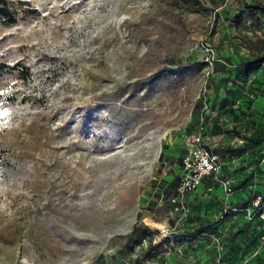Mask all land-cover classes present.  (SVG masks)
<instances>
[{
    "label": "rangeland",
    "instance_id": "obj_1",
    "mask_svg": "<svg viewBox=\"0 0 264 264\" xmlns=\"http://www.w3.org/2000/svg\"><path fill=\"white\" fill-rule=\"evenodd\" d=\"M247 2L264 4L0 0V264H200L225 237L253 239L250 264H264V223L195 225L218 223L225 182L241 195L230 206L264 194L251 176L264 167V63L244 71L264 51V14ZM200 130L242 155L171 214L168 183ZM161 226L189 251L157 247Z\"/></svg>",
    "mask_w": 264,
    "mask_h": 264
},
{
    "label": "built area",
    "instance_id": "obj_2",
    "mask_svg": "<svg viewBox=\"0 0 264 264\" xmlns=\"http://www.w3.org/2000/svg\"><path fill=\"white\" fill-rule=\"evenodd\" d=\"M194 46L197 47L198 44L194 43ZM199 47L207 50V47L202 44H200ZM204 135L205 130H200L197 133L185 137L186 152L181 160L180 173L178 174L179 183L175 195L170 197V202L173 206L170 207L171 214L189 213L186 204L189 202L191 194L202 181L207 177L217 180V176L223 165V160L218 151L213 150L205 144ZM234 194V191L230 187V182H225L223 184V196H221L224 208L221 211L220 218H223V214L228 212L236 213L241 211L244 213V217L247 220L255 218L256 215L260 219H264V199H262L260 195L255 196L247 206L240 208L236 205L230 206L229 200L235 199ZM236 217V215H233L229 222H233ZM158 234L162 237H166L168 240V242L163 244V247H166V244H168L177 248L179 253L183 249L187 252L189 251L184 244L174 241L177 235L175 227L169 228L167 226H161L158 228ZM226 243L227 242L223 238L213 241V254L204 256L200 264H250L251 259L257 255V253H254L247 256V254L239 253L236 260L230 261L225 256L227 251ZM190 264L196 263L191 262Z\"/></svg>",
    "mask_w": 264,
    "mask_h": 264
},
{
    "label": "trees",
    "instance_id": "obj_3",
    "mask_svg": "<svg viewBox=\"0 0 264 264\" xmlns=\"http://www.w3.org/2000/svg\"><path fill=\"white\" fill-rule=\"evenodd\" d=\"M245 9H247L249 11L250 14L252 13H260V14H264V4H255L253 2H247L244 4L243 6ZM8 12H5V15H8L7 14ZM239 17V16H238ZM12 16H9L7 21H12ZM255 58L251 61H249L246 66H245V73L246 74H249L251 71H253L254 69L258 68L259 65H261L262 63H264V51H262L261 53H256ZM207 133V131H205V134ZM220 153V156L222 159H227L225 157H233V155H237V156H241L242 155V151H243V148H239L236 150L237 153L235 154H232L230 151V149H226V150H216ZM185 154V153H184ZM183 154V156H184ZM182 156V157H183ZM182 160V158H181ZM261 161V160H260ZM258 161L257 162V165L256 167L258 168L261 164V162ZM264 165V164H262ZM258 171H262L264 172V167H261L259 168ZM256 169L254 170V173H252V178L256 179L257 177H264L262 176L259 172H258ZM179 183V177L178 176H174L172 178V180L168 183L169 185H173V189H174V193L176 192V188H177V185ZM257 195H262V198H264V194H258V193H253V196L247 200H244L240 205H238L237 207H240L241 205L245 207V205L247 206L250 201ZM233 215H236V219L233 221V225H239V227L241 229H243L244 231L245 230H248L249 232L253 233V231H257V228L259 227V224H262L264 223V220H261L260 218L258 217H255L251 220H247L245 217H244V213L239 211V212H228L226 214H223V218H218L217 217V224L214 225V228L212 229H209L208 230V227L205 226L202 222L198 223V224H195L196 225V229L201 232V233H215L220 227H223L226 225V221L228 219H232V216ZM256 220V221H255ZM255 223V224H254ZM212 230V231H210ZM138 231H140L139 229V226L138 225H134L132 230H131V234L132 235H135ZM262 231L264 230H260L258 231L257 233L261 234ZM140 235V234H139ZM224 240L227 242L226 243V246H227V251L225 253V256L230 260V261H233V260H236L238 258V254L239 253H243V254H246V248L245 247H248L250 248L251 246V242L254 241L253 239H249L248 241L246 240H241V239H227L226 240V237L224 238ZM174 241L176 243H182L184 242L185 240H180L179 236H175L174 238ZM187 241V240H186ZM166 243L168 242L167 239H164L162 242H160L158 244L157 247L159 246H162L163 243ZM240 247H243L244 249H241V250H238ZM262 255V254H261Z\"/></svg>",
    "mask_w": 264,
    "mask_h": 264
},
{
    "label": "crops",
    "instance_id": "obj_4",
    "mask_svg": "<svg viewBox=\"0 0 264 264\" xmlns=\"http://www.w3.org/2000/svg\"><path fill=\"white\" fill-rule=\"evenodd\" d=\"M260 162H261V163H264V159H261ZM243 164H244V162L241 163V165H243ZM234 196H235V199L240 200V197H241L240 194L235 193ZM236 196H237V198H236ZM182 244H184L186 247L191 246V244H190L189 241H184V242H182ZM176 250H177V248H176ZM177 252H178V251H177ZM178 253H179V252H178Z\"/></svg>",
    "mask_w": 264,
    "mask_h": 264
}]
</instances>
